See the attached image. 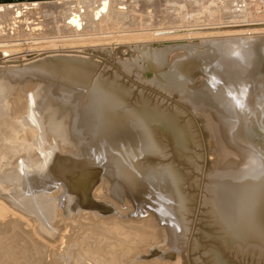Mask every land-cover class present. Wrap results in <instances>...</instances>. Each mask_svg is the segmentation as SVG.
<instances>
[{
    "label": "bare ground",
    "instance_id": "6f19581e",
    "mask_svg": "<svg viewBox=\"0 0 264 264\" xmlns=\"http://www.w3.org/2000/svg\"><path fill=\"white\" fill-rule=\"evenodd\" d=\"M74 1L55 0L67 6L61 33L87 28ZM34 2L12 6L0 44L44 29ZM110 4L99 0L93 19H108ZM234 35L143 46L121 64L137 81L199 104L212 145L228 152L231 165L211 185L206 177L197 197L165 160L170 146L200 171L193 125L177 106L131 100L116 76L94 78V63L73 54L1 66L0 264H190L184 248L198 247L190 237L196 205L218 232L207 264H229L226 253L264 263V34Z\"/></svg>",
    "mask_w": 264,
    "mask_h": 264
},
{
    "label": "rangeland",
    "instance_id": "374dc122",
    "mask_svg": "<svg viewBox=\"0 0 264 264\" xmlns=\"http://www.w3.org/2000/svg\"><path fill=\"white\" fill-rule=\"evenodd\" d=\"M30 1L33 2V0H0V6H2L0 22H6V16L11 13L12 6L17 7L18 3L28 5ZM34 1L40 7L33 18L38 20V25L44 29L36 30L27 36L19 35L8 39V43L0 44V67L22 65L26 62L25 59L28 60L37 55L38 59H43L49 57L47 55L49 53L73 54L89 60L95 65L94 78L102 76L104 79H111L116 76L117 81L131 91V100L141 94L148 100L156 101L161 105L177 106L183 112L181 117L191 121L199 143V147L193 149L195 154L200 156V158L194 156L193 160L196 161L200 171L194 170L192 165L184 160L183 162L180 159H174L170 146L167 147V158H165L168 161L173 160L177 168L185 174V189L189 194L194 197L199 196L198 192L206 177L211 185L225 173L232 159L227 151L218 150L217 146L212 145L211 134L205 127L203 114L196 113L197 110L201 111L200 105L194 104V100H189L179 93L172 92L169 95L153 85L137 81L133 72L127 74L122 71L121 64L132 63L137 57V49L143 46L185 45L194 40L222 38L234 34H237L234 35L235 37L247 36V34L263 35L264 33L261 32L264 31V0H109L111 3L109 18L99 17L96 20L93 19L92 11L99 6V0H89L91 10L83 2L86 0H75L73 3L81 5L90 18L84 21L87 28L79 33H76L75 29L65 33L59 30L64 23L62 14L66 12L67 6L61 8L56 5L58 2L55 3V0ZM131 7L136 8V18H138L137 21L135 20L136 27L130 24L132 17L129 16V9ZM77 34L80 35L75 36ZM148 79L150 77H145V80L148 81ZM190 86L194 88L195 83ZM222 137L223 142L229 145L224 132ZM189 153L193 155L194 152L190 150ZM146 162L154 165L157 160L148 157ZM194 180H197L198 187L190 186ZM202 208L196 205L191 218L190 237L196 239L198 247L190 251V243H187L184 248L190 264L208 263L205 248L212 242H216L218 233L208 223ZM182 247V244L177 245L179 249ZM225 258L229 264H255V261L248 256L234 257L226 253Z\"/></svg>",
    "mask_w": 264,
    "mask_h": 264
},
{
    "label": "snow or ice",
    "instance_id": "6c2138e0",
    "mask_svg": "<svg viewBox=\"0 0 264 264\" xmlns=\"http://www.w3.org/2000/svg\"><path fill=\"white\" fill-rule=\"evenodd\" d=\"M229 96L233 99V101H235L236 106H237L238 108L243 107V103H242L241 101L237 100L235 96H232L231 93H229Z\"/></svg>",
    "mask_w": 264,
    "mask_h": 264
},
{
    "label": "water",
    "instance_id": "95a60500",
    "mask_svg": "<svg viewBox=\"0 0 264 264\" xmlns=\"http://www.w3.org/2000/svg\"><path fill=\"white\" fill-rule=\"evenodd\" d=\"M6 1H10V0H6Z\"/></svg>",
    "mask_w": 264,
    "mask_h": 264
}]
</instances>
